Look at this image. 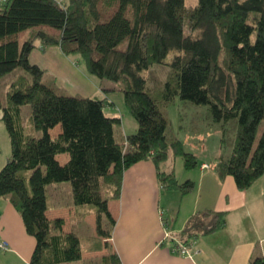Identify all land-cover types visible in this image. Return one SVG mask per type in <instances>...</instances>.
<instances>
[{"label": "trees", "instance_id": "trees-1", "mask_svg": "<svg viewBox=\"0 0 264 264\" xmlns=\"http://www.w3.org/2000/svg\"><path fill=\"white\" fill-rule=\"evenodd\" d=\"M26 30L33 33L21 43ZM37 40L81 56L91 75L117 83L137 131L118 142L115 126L121 117L106 113L110 100L66 95L45 83L44 70L30 61ZM154 65L169 67L165 81L146 76ZM16 70L6 100L0 99L12 148L0 171V197L12 202L36 239L27 264L82 259L79 236L63 232V218L48 217L51 184L71 182L74 203L96 209L103 238L111 237L108 225H115L108 202L120 197L124 172L132 165L151 159L165 191L194 190V181L181 183L174 168L160 167L177 157L186 169L198 164L181 140L168 136L163 108L177 97L208 106V121L220 125L222 146H233L230 157H220L215 166L220 176L232 175L246 190L264 174V0H198L195 6L186 0H5L0 80ZM25 104L31 105V122L41 136L25 132ZM57 126L61 131L52 135ZM63 153L69 154L64 164L57 158ZM200 216L209 221L203 234L226 223L225 213L203 211L190 219L183 235ZM103 262L121 264L115 252ZM251 264H264V255Z\"/></svg>", "mask_w": 264, "mask_h": 264}, {"label": "crops", "instance_id": "crops-1", "mask_svg": "<svg viewBox=\"0 0 264 264\" xmlns=\"http://www.w3.org/2000/svg\"><path fill=\"white\" fill-rule=\"evenodd\" d=\"M41 46L44 52L54 47L64 54L59 46H45L43 43ZM69 75L75 84L82 79L87 83L84 86L76 84L74 87L82 91L79 93L81 96L108 99L107 93L110 91L105 92L102 84L86 79L87 76L81 70L75 69ZM111 103L108 107L113 109L114 102ZM106 113L119 116L117 112ZM209 124L216 131H221L219 124L210 121ZM212 142L211 154L201 156L194 153L198 160L194 168L186 169L183 160V168L186 170L183 180L190 179L195 183L194 190L186 195L176 190L165 191L158 177V168L151 159L128 168L123 175L120 197L108 202L115 219V225H109L111 237H101L97 243L84 247L79 234L83 253L82 259L77 261H103L110 252H115L121 264H251L254 257L264 255V174L248 189L240 190L232 175L222 177L216 171L215 166L220 157L228 158L231 153L224 154L221 139ZM206 151L207 147L204 146L203 152ZM174 159L160 167L174 168L176 173ZM80 206L74 203L73 198L72 205L51 207L48 199L47 214L50 219L63 218L65 223L68 216L75 219L81 217L84 221L92 220L94 231L92 237L89 236L92 241L98 235L97 216L94 218L96 213L90 211L86 219L88 212L80 211ZM162 210L164 221L160 216ZM203 211L225 213V225L214 232L203 234L209 221L206 216H200L196 227L183 235L190 219ZM63 232L66 233L64 226ZM194 233L196 235L190 236ZM0 243L8 247L6 250L0 249V264L29 263L36 245V239L27 232L22 216L12 202L4 197H0ZM177 244L191 247V254L174 253L172 247Z\"/></svg>", "mask_w": 264, "mask_h": 264}, {"label": "rangeland", "instance_id": "rangeland-1", "mask_svg": "<svg viewBox=\"0 0 264 264\" xmlns=\"http://www.w3.org/2000/svg\"><path fill=\"white\" fill-rule=\"evenodd\" d=\"M5 0H0V3H4ZM188 6H195L198 3V0H186ZM39 28H35L37 30ZM33 31V30H30ZM29 30L23 31L20 33V41L21 43L30 37L31 33ZM36 48L32 51L30 61L32 63L38 64L44 70V76L46 82L56 85V89L63 94L66 95H81L82 91L79 89H74L76 84H80L81 86L86 85L87 83L84 79L79 80L76 84L71 81V74L75 69L81 70L87 78H90L92 81H95L99 84H102L105 87H110V93H107L109 96L108 99L111 102H114L113 109L110 107H106V112L114 113L117 112L119 117H121V123L116 125V138L119 140H123L127 134H133L138 129V123L135 118L130 114L124 100L123 92L118 90V84L110 81V80H101L97 77L91 75L88 71H86V63L83 58L79 55H64L59 52L57 48H49L44 52L41 50L42 46L39 40L36 41ZM45 53V54H44ZM173 55L169 56V60ZM34 61V62H33ZM86 71V72H85ZM20 70L14 71L11 75H8L4 79L0 80V99L2 101L6 100V92L9 88V85L12 80L16 78L19 74ZM169 72V67L154 65L153 70L150 72H146V76L150 78V80H154L156 77H159L161 81H165L167 79V75ZM85 79V80H86ZM89 80V79H88ZM152 81H150L151 83ZM152 84V83H151ZM58 87V88H57ZM31 105L25 104L21 108L22 114V122L25 128V132L27 134H32L35 136H41L43 132L41 130L35 129L31 122ZM168 120V136L170 139H179L183 142L184 148L187 152L197 153L201 156H205L207 154H211L213 152V142L214 139H221L222 133L221 131H216L217 129H213V126H210L208 121V106L206 105H197L190 101H183L179 97H177L173 102L168 104L163 108ZM263 128V126H262ZM58 130H61V126H58L52 131V134H55ZM221 130V129H220ZM228 137L229 139H233L235 135L234 125L230 123L227 125ZM261 133V132H260ZM221 134V135H220ZM260 134H258V137ZM204 146L207 147L206 152H203ZM232 145L227 144L224 147V154H229L232 151ZM203 153V154H201ZM12 148H11V140L10 135L8 133L7 127L2 120V110H0V171L3 166L6 164L8 159L11 157ZM69 155L63 153L58 155V160L64 164L67 161ZM175 168L177 170V178L180 182H184L183 174L186 173V170L183 168V159L178 157L174 159ZM30 172L27 173V178H29ZM48 199L51 207H55L58 205H72L73 203V190L72 184L69 181L59 182L52 184L51 187L48 188ZM3 199V198H2ZM3 201V200H2ZM80 211L88 212L86 215V219L88 218L89 212H95V208L91 205H81ZM96 215H94V218ZM81 218V217H80ZM80 218H70L67 217L66 223L64 225V229L67 232H75L77 235L83 239L84 247L89 246L91 243H97L100 241L99 238L101 236L98 234L96 239L90 240L89 236L92 237L94 227L92 225V220H85ZM108 222V221H106ZM109 228V225H108ZM89 238V239H88ZM103 238V237H102ZM106 246L108 244L106 243ZM113 253V252H110ZM79 262V263H78ZM75 264H104L103 261L98 260L96 262H91L84 260L74 261Z\"/></svg>", "mask_w": 264, "mask_h": 264}, {"label": "built area", "instance_id": "built-area-1", "mask_svg": "<svg viewBox=\"0 0 264 264\" xmlns=\"http://www.w3.org/2000/svg\"><path fill=\"white\" fill-rule=\"evenodd\" d=\"M204 167H208V165H204ZM160 216H161L162 221H164L163 210L160 211ZM0 249L6 250V249H8V247L5 244L0 243ZM172 251L174 253H179V254H183V255H190L191 254V247L183 245V244H177L174 247H172Z\"/></svg>", "mask_w": 264, "mask_h": 264}]
</instances>
